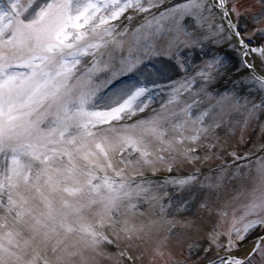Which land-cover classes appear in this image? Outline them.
<instances>
[{"label":"snow or ice","instance_id":"obj_1","mask_svg":"<svg viewBox=\"0 0 264 264\" xmlns=\"http://www.w3.org/2000/svg\"><path fill=\"white\" fill-rule=\"evenodd\" d=\"M0 264H264V0H0Z\"/></svg>","mask_w":264,"mask_h":264},{"label":"rangeland","instance_id":"obj_2","mask_svg":"<svg viewBox=\"0 0 264 264\" xmlns=\"http://www.w3.org/2000/svg\"><path fill=\"white\" fill-rule=\"evenodd\" d=\"M248 2H254V0H248ZM226 47H228V46L225 45L223 49H226ZM245 74H246V69H244L243 67H240L239 68V73L237 75L243 77ZM227 84L228 83L222 82V84L220 85V87H223L224 85L226 87ZM231 143L233 144V146H235L236 144L239 143V134H237L236 139H234L233 141H231Z\"/></svg>","mask_w":264,"mask_h":264}]
</instances>
